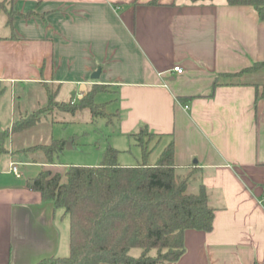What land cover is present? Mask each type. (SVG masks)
Masks as SVG:
<instances>
[{"label": "crops", "instance_id": "crops-1", "mask_svg": "<svg viewBox=\"0 0 264 264\" xmlns=\"http://www.w3.org/2000/svg\"><path fill=\"white\" fill-rule=\"evenodd\" d=\"M7 8L10 15L0 10V101L9 99L11 117L0 128L8 129L0 153V264H36L69 251L68 216L31 187L39 170L62 173L66 165L47 163L38 151L11 152L13 144L25 146L9 130L15 114L28 111L17 99L34 87L45 103L46 87L55 85L56 99L76 101L93 84L114 93L118 134L146 126L161 151L172 140L176 165L200 168L215 208L212 228L186 229L184 252L167 264H264V64L244 70L264 62V21L253 6L8 0Z\"/></svg>", "mask_w": 264, "mask_h": 264}, {"label": "trees", "instance_id": "trees-1", "mask_svg": "<svg viewBox=\"0 0 264 264\" xmlns=\"http://www.w3.org/2000/svg\"><path fill=\"white\" fill-rule=\"evenodd\" d=\"M226 1L253 6L264 21V0ZM0 10L12 13L4 0H0ZM262 64L254 62L244 70ZM46 88L45 104L15 117L10 132L27 129L56 111L74 114L88 110L92 117L106 114L105 104L93 98L96 92L107 90L105 84L91 85L77 101L58 100L56 92ZM146 134L154 135L146 126L129 134L141 150L142 159L134 165L118 163V150L107 146L97 165H67L62 173L38 171L31 187L68 216L69 251L65 256L42 258L36 264H167L184 252L186 229L212 228L215 208L201 182L200 168L176 165L172 140L154 163H148L149 149L143 140ZM7 135L8 129H0V153L5 151ZM64 144V139H52L22 147L19 152H42L45 162L55 163L53 154ZM134 249H138L137 255Z\"/></svg>", "mask_w": 264, "mask_h": 264}, {"label": "rangeland", "instance_id": "rangeland-1", "mask_svg": "<svg viewBox=\"0 0 264 264\" xmlns=\"http://www.w3.org/2000/svg\"><path fill=\"white\" fill-rule=\"evenodd\" d=\"M4 2L7 7L8 0H4ZM49 88L51 93L56 91L55 85H50ZM26 92L25 97L21 100L20 98L17 99V104L21 108L31 111L45 104L39 102L41 94L36 88L30 87ZM63 96V99L67 100V96L64 94ZM72 96L75 97V95ZM114 97V93L109 90L98 91L94 94L93 98L96 103L105 104L104 111L107 115L92 117L88 110L77 111L74 114L56 111L50 116L47 115L40 123L15 132L13 142L28 146L36 143H47L52 139H64L65 142L71 140L74 148L66 149L64 147L58 153L53 154L54 161L61 166L97 165L101 161L104 150L107 146H112L113 143L118 145L116 148L118 150L117 162H140L142 159L141 150L134 143V139L130 135L122 136L117 133V118L113 114L117 102ZM74 100L77 101V98ZM17 115L16 113L14 117ZM10 117L9 99L5 101V97H3L0 101V128H7ZM152 138L149 134L143 137V140L147 142L145 145L149 149L147 162H154L158 158L159 151H161V144L155 143ZM12 148V153H19L20 148H15L14 144ZM41 157L45 159L43 155ZM133 254L137 255L138 249H134Z\"/></svg>", "mask_w": 264, "mask_h": 264}, {"label": "built area", "instance_id": "built-area-1", "mask_svg": "<svg viewBox=\"0 0 264 264\" xmlns=\"http://www.w3.org/2000/svg\"><path fill=\"white\" fill-rule=\"evenodd\" d=\"M173 70L177 71L178 73H181L182 72V68L179 66V65H175L173 66ZM10 170L16 175V176H19L20 175V172H19V169L17 167V163L16 162H11L10 163ZM259 201L261 203H264V190L262 192V195L261 197L259 198Z\"/></svg>", "mask_w": 264, "mask_h": 264}, {"label": "water", "instance_id": "water-1", "mask_svg": "<svg viewBox=\"0 0 264 264\" xmlns=\"http://www.w3.org/2000/svg\"><path fill=\"white\" fill-rule=\"evenodd\" d=\"M99 72H100V69L97 68V70L94 71V72L91 74V77H92V78H98V76H99ZM64 147H65L66 149L74 148L73 145H72V141H71V140L65 142Z\"/></svg>", "mask_w": 264, "mask_h": 264}]
</instances>
